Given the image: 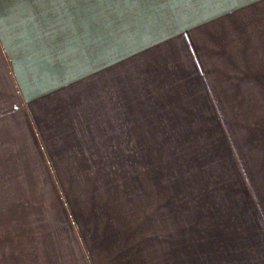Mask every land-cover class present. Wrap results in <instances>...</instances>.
Returning <instances> with one entry per match:
<instances>
[{
  "label": "crops",
  "instance_id": "obj_1",
  "mask_svg": "<svg viewBox=\"0 0 264 264\" xmlns=\"http://www.w3.org/2000/svg\"><path fill=\"white\" fill-rule=\"evenodd\" d=\"M219 83L264 101V0H0V196L26 208L0 259L264 264L250 171H148L216 126Z\"/></svg>",
  "mask_w": 264,
  "mask_h": 264
},
{
  "label": "rangeland",
  "instance_id": "obj_2",
  "mask_svg": "<svg viewBox=\"0 0 264 264\" xmlns=\"http://www.w3.org/2000/svg\"><path fill=\"white\" fill-rule=\"evenodd\" d=\"M217 86L221 91L223 89L224 91H222V98L217 101L219 106L216 100L212 101L218 117L215 116L217 118L215 121L216 126L214 122H211L208 131L195 133L193 140L196 143L190 149L187 147L170 148L169 146L156 149V160L158 162L155 163L154 167L150 166L148 171L154 168L155 170L159 168L162 173L187 171V168L192 166V163L188 164L189 156L191 158L195 157L198 162H201V158L210 162L211 158L223 156L227 160V155H230L244 176L249 191L253 195V188L247 172L252 173V182L257 185L258 194L264 204V101H251L248 87L245 88V85H242L239 89L236 87L237 92L233 91L234 85L219 83ZM199 134L202 135L201 138H199ZM217 164L222 166L221 163ZM132 166H135L134 170H137V165ZM206 166L208 167V163ZM131 171H133L132 168ZM207 171H213V166H210ZM93 182L97 188L112 189V195H115L116 188L119 187L117 182H120V180L107 181L100 179ZM1 196L0 223H11L12 214L14 216L16 214L22 217L25 216L26 208L22 207L21 203L13 205L12 209L14 211H11L9 196ZM13 221L16 223L14 217ZM3 255L4 253L2 257ZM6 263L3 258L0 259V264Z\"/></svg>",
  "mask_w": 264,
  "mask_h": 264
},
{
  "label": "trees",
  "instance_id": "obj_3",
  "mask_svg": "<svg viewBox=\"0 0 264 264\" xmlns=\"http://www.w3.org/2000/svg\"><path fill=\"white\" fill-rule=\"evenodd\" d=\"M227 133H228V131H227Z\"/></svg>",
  "mask_w": 264,
  "mask_h": 264
}]
</instances>
